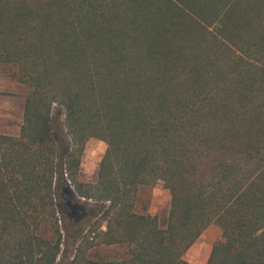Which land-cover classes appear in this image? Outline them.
I'll return each instance as SVG.
<instances>
[{"label":"trees","instance_id":"obj_1","mask_svg":"<svg viewBox=\"0 0 264 264\" xmlns=\"http://www.w3.org/2000/svg\"><path fill=\"white\" fill-rule=\"evenodd\" d=\"M0 66L28 88L0 134V264H191L209 225L205 264H264V0H0Z\"/></svg>","mask_w":264,"mask_h":264},{"label":"rangeland","instance_id":"obj_2","mask_svg":"<svg viewBox=\"0 0 264 264\" xmlns=\"http://www.w3.org/2000/svg\"><path fill=\"white\" fill-rule=\"evenodd\" d=\"M27 89L25 84L16 81L3 66H0V134L11 136L17 134L21 122L22 102ZM104 147V143L96 138L89 137L85 140L79 162L78 179L80 181L86 182L93 178ZM144 199L146 212L155 215L158 222H161L166 215L169 195L160 181H157L145 193ZM87 202L91 201L87 200ZM75 210L87 219V207L76 206ZM216 236L217 229L212 225L206 226L183 253V259L191 264H205ZM73 243L69 244V252ZM121 251L122 248L118 246H100L96 254L99 257H111L120 255ZM67 260L68 258L65 257L57 264H67Z\"/></svg>","mask_w":264,"mask_h":264}]
</instances>
